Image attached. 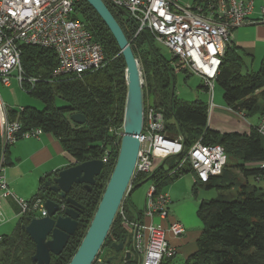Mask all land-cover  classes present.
<instances>
[{
  "label": "trees",
  "instance_id": "16d2710c",
  "mask_svg": "<svg viewBox=\"0 0 264 264\" xmlns=\"http://www.w3.org/2000/svg\"><path fill=\"white\" fill-rule=\"evenodd\" d=\"M218 1L193 0L192 4L215 6ZM106 6L119 24L125 39L129 41L132 53L140 65L145 83L142 89L143 108L150 105L145 99L146 94H152L153 99L157 95L156 108L162 112L166 134L180 137L183 145L182 153L172 157L176 159L167 168L163 165L168 159L151 175L133 179L130 192L147 182L156 186L157 193L163 191L178 177L191 172L186 166L181 175H170L174 165L186 156L194 143L200 141L203 144L220 145L227 158L225 167L231 164L230 168L235 169L246 182L241 183L236 177L228 178V186L221 184L215 190L225 186L224 189H231L233 192H220L215 199L200 202L196 216L201 222L202 231L196 241L197 251L184 264H264V193L247 182L250 178L264 179V168H260L264 164V140L258 136L256 126L240 135L235 132L221 134L207 128V105L200 100L185 102L172 96L174 70L162 58L151 38L143 33L133 39V29L122 19L121 13ZM71 17L80 22L91 34L92 40L101 45L105 64L99 71L84 74L81 78L64 77L50 81L49 77L57 65L54 52L30 46L21 47L20 68L25 77L38 79L33 89L26 94L38 100L43 109L37 111L33 107L23 108L19 122L23 131L39 128L43 133L55 137L63 151L73 159L72 165L101 159L107 153L108 161L95 178L89 192L73 186L66 195L84 209L77 220L76 232L69 238L59 256H51L49 264H68L88 229L117 159L126 95L124 62L107 27L84 0L77 1ZM241 59L235 48L226 47L215 84L221 89L225 107L232 112L262 114L264 57L256 72L242 73L244 63ZM174 61L176 60L172 58V62ZM176 68L188 73L180 65ZM73 114L84 116L85 124H73L69 119ZM50 180L46 177L41 180L39 192L33 199H50L64 204L58 196L48 193L45 188L44 183ZM198 185L194 183V192ZM130 192L123 200L122 210L126 219L139 220L141 212L133 213L129 206ZM31 217L21 216L16 235L3 241L5 248L0 263L31 264L34 245L21 229L28 224L27 218ZM119 218L117 212L93 264L99 263L107 249H111L110 245L118 244L124 239L129 245Z\"/></svg>",
  "mask_w": 264,
  "mask_h": 264
},
{
  "label": "built area",
  "instance_id": "2783aa9c",
  "mask_svg": "<svg viewBox=\"0 0 264 264\" xmlns=\"http://www.w3.org/2000/svg\"><path fill=\"white\" fill-rule=\"evenodd\" d=\"M78 0H0V85L10 86L14 78L26 93L33 89L38 79L25 77L20 68L21 47H35L54 52L57 65L49 80L64 77L81 78L84 74L99 71L105 64L102 47L92 40L83 25L73 20L71 14ZM121 13L122 19L133 29V39L146 33L155 45L168 50L172 58L188 74L201 80V87L209 96L207 111L213 108L212 98L217 73L226 47L231 46L234 31L246 24H264V1L259 7V18L248 19L253 13L251 0H219L206 7L182 4L180 0H101ZM23 108L14 111L8 120L7 111L0 98V203L10 198L21 216L45 217L43 200L23 201L9 191L5 178V153L20 139L38 138L39 128L23 131L19 122ZM162 112L152 105L143 108L142 129L138 136L139 150L134 171L124 198L132 189L138 176H149L155 168L153 156L163 160L183 151L180 138L169 139L165 132ZM242 115V113H241ZM256 132L264 140V111L257 122ZM120 137L122 132L119 134ZM223 147L203 144L200 141L174 165L170 175H181L184 167L194 174V183L204 185L221 175L227 161ZM99 159L103 167L108 153ZM264 168V164L260 165ZM256 183L260 178L254 179ZM264 193V185L259 187ZM144 208L140 219H126L122 203L119 205L120 225L129 239V260L121 264H171L177 248L169 243L168 236L179 239L185 234L183 226L169 220L170 198L165 192H156L150 183L145 192ZM100 262V260H99Z\"/></svg>",
  "mask_w": 264,
  "mask_h": 264
},
{
  "label": "water",
  "instance_id": "95a60500",
  "mask_svg": "<svg viewBox=\"0 0 264 264\" xmlns=\"http://www.w3.org/2000/svg\"><path fill=\"white\" fill-rule=\"evenodd\" d=\"M84 2L98 15L119 48L125 66L123 77L126 95L125 102H123L122 135L115 165L88 229L68 264L94 263V258L98 255L101 245L107 237V232L113 223L132 177L139 150V141L137 140L143 123V95L141 90L143 89V78L138 61L130 48V43L125 39L119 24L110 14L103 1L84 0ZM171 95L173 96V88H171ZM157 98L156 95L152 101L155 107H157ZM83 117L81 114H73L69 119L73 124L82 126L85 124ZM102 167L103 162L99 159L85 161L62 169L50 181L44 183L48 193L58 196L64 204L45 199L43 210H45L46 216L27 218L28 224L21 228L34 245V253L30 258L31 264H49L51 256L56 257L62 253L69 238L76 232L77 220L84 209L66 195L73 185H83L85 190L90 191L94 185L93 181L100 175ZM124 242L125 239L118 244L110 245L111 250L108 253L122 251ZM129 256V252H125L124 255L122 253L120 264L129 260ZM112 258L108 257L105 261L97 264H108Z\"/></svg>",
  "mask_w": 264,
  "mask_h": 264
},
{
  "label": "crops",
  "instance_id": "0c3cea01",
  "mask_svg": "<svg viewBox=\"0 0 264 264\" xmlns=\"http://www.w3.org/2000/svg\"><path fill=\"white\" fill-rule=\"evenodd\" d=\"M251 1L253 4V13L248 20L252 22L259 18V7L262 5L264 0ZM232 34L233 40L230 47L235 48L240 54L242 58L241 60H243L244 63L245 71L253 72L256 61L260 60L261 57H264V24L249 23L236 29ZM257 49L260 51L256 54ZM249 59H252L250 63V69L246 66ZM178 72L186 75L187 77L185 79L189 78V76H192L188 73L185 74L184 72L175 69L173 74V85L175 84V74ZM197 78L200 80L199 77ZM201 86L200 80L198 90L199 92L205 94V91ZM174 95L175 93L173 88V96ZM195 101H199V99H196ZM200 101L205 103L202 100ZM212 104L213 108L210 110V112H206V126L215 132L221 134L232 132L239 133V135L246 134L252 127L257 126V122H259L261 112L252 113L249 115H241V113L232 112V110H230L228 107H225V104L223 103H217L215 106L212 100ZM6 111L8 120H13L14 115H12L11 112H14L15 110L12 108H6ZM166 135L169 139L180 138L169 133ZM4 160L5 178L8 189L15 196V198L21 199L23 201H30L36 197L41 187V180H43L45 177L51 179L57 174V172L61 171L62 169H66L73 164V159L69 157L65 151H63L59 141L51 134L47 133H42V135L36 139L28 138L18 140L14 145H11L7 149ZM163 163L164 160L159 154H155L153 156V166L155 169H157L160 165H163ZM226 172L227 170H224L222 175H220L221 177H219L222 178V182L218 181L219 178H212L207 183L208 185L199 184L197 186L196 192L193 191L194 174L192 172H190L192 174L190 177L191 181L188 180L189 183L187 185L186 183L185 186L174 184L175 181H177L175 180L170 184L171 187L169 185V189L167 188L168 186L163 189L162 192L167 193L170 198V203L168 204L169 220L178 222L184 227L183 230H185V234L179 239H173L171 236H168L169 243L173 244L177 248V255H175L174 259H172L170 262L171 264H176V260L178 259H183L186 262L197 251L196 241L201 234L202 225L196 215L200 202L207 201L204 198L201 200L197 199V190H208L211 188H216L221 184L225 185V182L231 177H236L241 183L246 182L242 176H239L235 169L230 173V175H228V177H226ZM252 181V184L249 182V180L247 182L255 187L256 182L255 180ZM262 181L263 184H261ZM147 183L150 184V182ZM256 184H258V186H256L257 188L262 187L264 185V180L261 179L260 182ZM224 187L225 186H223L222 189H224ZM137 189L132 192H135ZM190 191L193 194L192 199L190 198ZM132 192H130L131 194L128 197L130 209L133 213H142L144 208L143 204L145 201V192H147V190L139 192V198L135 203L131 202ZM37 217L39 216L37 215ZM20 218L21 215L12 199H2L0 203V262L2 259V253L4 251L3 249L5 248L4 244L2 243L3 241L13 238V236L16 235L20 225Z\"/></svg>",
  "mask_w": 264,
  "mask_h": 264
},
{
  "label": "rangeland",
  "instance_id": "374dc122",
  "mask_svg": "<svg viewBox=\"0 0 264 264\" xmlns=\"http://www.w3.org/2000/svg\"><path fill=\"white\" fill-rule=\"evenodd\" d=\"M182 4H190L192 3L193 0H180ZM117 12V11H116ZM160 55L162 56V58L167 61V63L169 64L170 68L175 70L177 69V62H172V55L171 53L166 50V48L162 47V46H158L156 45ZM260 50L257 49L256 54L259 52ZM259 56V55H258ZM257 57V56H256ZM262 57L260 58V60L256 61V64L254 65V71L256 72L258 71L259 67H260V61H261ZM252 59H249V61L247 62L246 66L250 69V63H251ZM140 66V65H139ZM242 73L246 72L245 68H243V71H241ZM142 77V76H141ZM187 76L178 72L175 74V84L173 86L174 88V93L175 96H177V98L183 100V101H187V102H193L196 99L202 100L203 102H205L207 105L209 103V96L207 93H201L198 90V87L200 85V80L195 76H189V78L185 79ZM143 78V77H142ZM16 80L14 78L11 79L10 81V86L8 88H4L0 85V98L2 100V102L5 105V108H12L14 110H18L19 107L20 108H32L36 109L37 111H42L43 109V105L36 99L32 98L30 95L26 94L25 91L21 90L20 87L18 86V83L15 82ZM145 86L144 83V79H143V88ZM214 93H213V98L211 100H213L214 105L216 106L217 103H223L222 98V92L221 89L219 87H217L216 85H214ZM172 88V87H171ZM142 90V89H141ZM145 99L147 100V102L149 104L152 105V101H153V95L152 94H146ZM144 101V100H143ZM224 104V103H223ZM174 159L176 158H168L167 163L164 165L165 168L168 167V165H171L174 162ZM229 165V163H227ZM231 165V164H230ZM230 165L225 167L224 170H227L226 172V177H228V175H230V173L234 170L233 168H230ZM192 176V174L188 173L184 176H181L177 179V181H175L174 184H178V185H184L185 183L186 185L189 183L188 180H190V177ZM264 180V179H263ZM191 181V180H190ZM219 182H222V178L218 179ZM249 182L252 184L253 181L250 178ZM226 183V182H225ZM263 184V181L262 183ZM226 186H228V182L225 184ZM256 186H258V184L255 183ZM150 186L149 183H145L142 187H140L139 189H137L135 192H132V199L131 202L135 203L137 201V199L139 198V192L140 191H145L148 189V187ZM171 187V185H170ZM169 186L167 187L168 189L170 188ZM198 200H201L202 198H204L205 200L209 201L212 199H215L218 195V193H223V194H228L230 192H233V190L231 189H220V190H215V188H211L208 190L205 189H198ZM192 192L190 191V198L192 199L193 197ZM184 260L183 259H178L176 260V264H184Z\"/></svg>",
  "mask_w": 264,
  "mask_h": 264
},
{
  "label": "flooded vegetation",
  "instance_id": "af4514ba",
  "mask_svg": "<svg viewBox=\"0 0 264 264\" xmlns=\"http://www.w3.org/2000/svg\"><path fill=\"white\" fill-rule=\"evenodd\" d=\"M94 182V181H93ZM73 186H76V185H73ZM72 186V187H73ZM79 187H81V188H83V185H80ZM92 188V187H91ZM84 189V188H83ZM85 190V189H84ZM87 191V190H86ZM89 192V191H88ZM56 196V195H55ZM79 219V218H78ZM123 245V250L122 251H120V252H113V251H111V253H108L109 252V250H111V249H107V252H105L104 253V255H103V258H101L100 259V262H102V261H105L108 257H113L112 259H111V261L108 263V264H120V261H121V254H122V252L124 251V250H129L130 249V245H127V243H126V241L124 242V244H122Z\"/></svg>",
  "mask_w": 264,
  "mask_h": 264
}]
</instances>
